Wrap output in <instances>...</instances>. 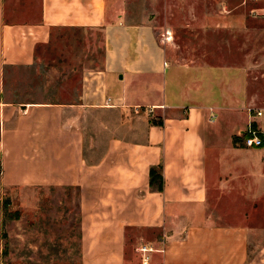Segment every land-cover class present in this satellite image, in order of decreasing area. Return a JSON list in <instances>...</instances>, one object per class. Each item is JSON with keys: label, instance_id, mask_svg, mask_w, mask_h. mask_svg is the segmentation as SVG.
<instances>
[{"label": "crops", "instance_id": "0c3cea01", "mask_svg": "<svg viewBox=\"0 0 264 264\" xmlns=\"http://www.w3.org/2000/svg\"><path fill=\"white\" fill-rule=\"evenodd\" d=\"M124 3L41 0L30 24L0 9V185L78 205V264H264L246 209L264 195L246 155L264 147L220 140L251 120L247 66L182 61L172 31L128 23ZM223 25L247 30L243 15ZM87 28L104 32L103 67L74 88L45 75L53 33Z\"/></svg>", "mask_w": 264, "mask_h": 264}, {"label": "rangeland", "instance_id": "374dc122", "mask_svg": "<svg viewBox=\"0 0 264 264\" xmlns=\"http://www.w3.org/2000/svg\"><path fill=\"white\" fill-rule=\"evenodd\" d=\"M124 1L128 23L153 24L159 39L164 32L172 31L182 49V61L199 56L214 66L246 65L252 99L249 108L263 112L260 123L264 124V20L251 16V7L243 5L246 0ZM0 4L7 23L30 24L41 15V0H0ZM229 13L246 18V33L224 27L223 16ZM38 56L45 75L61 82L70 79L74 88L85 73L90 75L103 67L104 32L99 28L58 29ZM89 122L95 124L96 118L89 116ZM229 139L235 147L249 149L238 134L225 132L220 140ZM246 157L252 163L264 162V150ZM59 195L54 190L7 189L0 185V264L79 263L78 205L60 204L63 198ZM69 209L72 212L68 215ZM246 209L249 227L261 230L253 243L259 247L264 241V195Z\"/></svg>", "mask_w": 264, "mask_h": 264}, {"label": "built area", "instance_id": "2783aa9c", "mask_svg": "<svg viewBox=\"0 0 264 264\" xmlns=\"http://www.w3.org/2000/svg\"><path fill=\"white\" fill-rule=\"evenodd\" d=\"M243 5L251 7L250 14L253 18L264 19V0H246ZM165 41L169 42L171 38L166 36ZM165 66H167L166 63ZM247 111L251 120L247 128L239 132V137L247 148L264 147V128L257 126L254 122V119L262 117V112L255 108H248ZM142 251L145 250L143 249ZM148 260V258H145L144 264H147Z\"/></svg>", "mask_w": 264, "mask_h": 264}, {"label": "trees", "instance_id": "16d2710c", "mask_svg": "<svg viewBox=\"0 0 264 264\" xmlns=\"http://www.w3.org/2000/svg\"><path fill=\"white\" fill-rule=\"evenodd\" d=\"M240 139H241V138H240ZM155 173H156V171L153 169V170L151 171V175L153 176V178H154Z\"/></svg>", "mask_w": 264, "mask_h": 264}]
</instances>
